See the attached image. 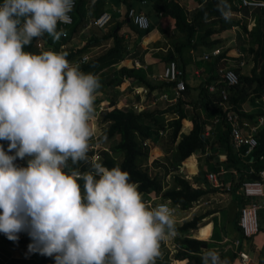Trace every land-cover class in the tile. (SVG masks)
I'll use <instances>...</instances> for the list:
<instances>
[{"label":"clouds","instance_id":"1","mask_svg":"<svg viewBox=\"0 0 264 264\" xmlns=\"http://www.w3.org/2000/svg\"><path fill=\"white\" fill-rule=\"evenodd\" d=\"M73 5L74 0L0 3V140L9 142L8 152L0 146V233L14 242L31 239L28 251L52 257L55 264H155L160 241L175 234L177 207L169 199L144 203L127 171L107 168L96 157L89 160L98 77L71 65L66 53L25 51L45 33L58 41L64 33L57 24L67 22ZM238 54L233 56L237 61ZM137 104L142 105L137 112L144 110L143 103ZM25 157H30L27 167L14 164ZM69 160L90 162L93 171L66 173ZM172 170L185 178L183 161ZM213 190L232 193L225 187ZM193 205L199 206L200 199ZM257 232L242 234L251 239ZM202 264L227 261L208 251Z\"/></svg>","mask_w":264,"mask_h":264},{"label":"trees","instance_id":"2","mask_svg":"<svg viewBox=\"0 0 264 264\" xmlns=\"http://www.w3.org/2000/svg\"><path fill=\"white\" fill-rule=\"evenodd\" d=\"M75 6L72 10L73 21L70 25L65 27H71L76 29V22H74V13L80 11V7L84 3V0H74ZM124 3L125 11L120 14L121 16L115 17L113 13H110V20L104 26L106 27L112 20L114 23L110 25L107 32L98 31V35L93 38V41L104 39L107 37L113 38V45L102 55L98 56L96 60H100L114 54L118 55V58L124 59L128 54L130 44L135 43V38L140 36L145 29H139L129 17V9L132 8L136 12L142 11L134 6L139 2L150 8L151 11H155L160 14L169 15L174 19L175 29L179 32L180 37L172 40L173 49L175 53L170 52L166 58V64L170 61H175L177 66L184 72L183 78L185 80V89L183 90V97L178 99L174 104L165 109H160L158 105L154 108H146L140 112L134 111L132 108H117L114 107L106 113V117L110 120V125L105 132V142L108 144L112 154L103 151L102 159L99 160L105 167L112 168L119 166L122 170L127 171L130 175L131 183L138 185L139 192H155L162 200L169 199L173 206L178 210L188 209L192 207V204L213 192V188L206 180V172H217L219 167H223L225 172L219 175L220 179L225 181L227 175H230V189L233 193V198L237 201V206L240 208L250 203V198H246L243 195H236L235 190L241 186L244 180L251 179V174L248 172V167L251 165L254 171L264 168V125L258 130L257 146L252 150L250 155L246 157L240 156L232 146L229 127L223 117L222 109L216 104L221 99L220 90L222 87H226L229 91V101L241 106L242 103L249 99L254 101L256 97L264 96V7H246L238 6L232 2V0H223L220 6H217L213 2H207L202 8H200L192 21L187 20L185 8L174 0H119ZM241 8H257L259 12H256L252 25L248 29L245 22H242L241 28L248 37V47L246 52L251 55L250 62L252 61V67L249 73L241 71V67L233 66L228 59L237 62V58L229 56L227 54V48L211 62L212 72L204 80L198 82L193 86L186 79V70L184 69L185 63L181 61V54L185 49L190 47L196 48L197 46L204 45L209 51L217 46H220L226 39L222 35H218L211 39V35L220 32L213 28H208L205 31H198L199 20L207 19L210 17L218 18L222 24V30L229 28L232 23L238 22L231 18H225L223 15L228 11H235ZM102 10L94 12V17L99 16ZM146 14V13H145ZM147 16V14H146ZM148 18V16H147ZM92 20V19H91ZM149 20V19H148ZM96 28V25L90 24ZM150 25V22H149ZM129 27L130 32L128 36L122 31L123 27ZM103 27V28H104ZM149 27V26H148ZM99 28V29H103ZM147 29V28H146ZM100 34V35H99ZM45 33L42 37H47ZM37 38H34L30 45L25 46V51L34 52V44ZM80 50L83 49L79 48ZM229 56V57H228ZM210 57L204 60H208ZM220 58H224L221 60ZM181 62V66L180 63ZM230 63V64H228ZM165 64V65H166ZM230 66L235 70L238 75V83L234 86H226L225 82H220L214 92H209L207 84L215 82L219 76L214 72L217 67L226 70ZM117 73L121 77L137 79L138 84H142L147 87L148 92H152L156 89L162 90V92L170 91L175 87V82L157 78L151 80L147 72L142 67L126 66L122 65L118 68ZM119 80V79H118ZM160 102L166 103L164 100ZM161 105V103H160ZM188 105V106H187ZM177 113V117L166 121L163 116V112ZM257 110L252 112H241V117L245 120L254 121ZM214 118H218V122H214ZM188 119L190 129L187 133L180 132L184 121ZM172 128V134H170V142L164 144L163 140H160L164 136L166 129ZM160 131L163 133L160 134ZM168 135V134H167ZM165 135V137L167 136ZM178 137V141H177ZM151 139L159 146H163L164 149L173 148L174 161L177 166L180 162L188 159L193 154H197V159L206 157L203 165L199 162V170L194 176V182L198 183L197 187H193L191 182L185 179L183 176L174 175L172 177L170 185L162 188L157 178L149 176V174L140 168V159L147 154V146L143 144L145 139ZM221 149L224 154L222 160H217L215 163H210L216 154L217 150ZM245 148H242L244 151ZM120 154L121 158H117L116 155ZM262 156V159L259 157ZM207 167L206 168L204 167ZM67 170L78 171L75 164L67 162ZM248 172V173H247ZM226 183V182H225ZM203 185V186H202ZM215 210H208L207 212L195 215L190 220L184 221L182 225L177 229L181 231L182 237L178 240V250L175 254L176 259H185L184 264H202V257L213 245L211 242L199 240L189 237L190 230L198 228V222L208 213ZM238 216L234 221V227L239 230L240 237L245 236L240 231L237 224ZM258 232L264 233V226L258 221ZM27 234V232H25ZM28 235V234H27ZM205 244V248H203ZM239 251V250H237ZM236 250L225 249L219 250L216 253L221 260H226L227 264H242L239 260V256ZM41 262L49 264H55L54 258L43 256ZM37 264H41L38 262Z\"/></svg>","mask_w":264,"mask_h":264},{"label":"crops","instance_id":"3","mask_svg":"<svg viewBox=\"0 0 264 264\" xmlns=\"http://www.w3.org/2000/svg\"><path fill=\"white\" fill-rule=\"evenodd\" d=\"M2 2L3 0H0V3ZM207 2H213L217 6H220L223 0H181L185 8L187 20L192 21L196 12ZM134 7L143 10L147 14L150 25L140 36L135 38V43H133V45L130 44L128 54L124 59H120L118 55L114 54L113 56L96 60L98 56L104 54L113 45V38L107 37L96 41H93V38L98 35L97 32L100 30L103 33L107 32V29L114 21L112 20L103 29L96 28L89 23L94 17V12H98L99 10H102V12H114L113 14H115V17H117V15L121 16L120 14L125 11V6L124 3L119 0H84V3L79 9L80 11L74 13V22L78 24L76 25V29L73 30L71 27H61L57 24V30H62L64 33L58 41H54L53 38L48 35L47 37L37 38L34 44L35 49L33 54H40L42 51L48 50L56 53H66V59L71 65L78 66L79 70L84 73L94 74L100 81V88L94 92V115L89 121L90 127L94 130V135L89 140V152L87 153L89 160L93 157L101 160L103 151L113 155L108 144L105 142L104 136L110 125V120L105 115L112 108H127L134 102L143 103L144 109L154 108L157 105L160 109L168 107V104L160 102L159 100L156 103L154 102L155 104L153 103L154 98H156L162 90L156 89L146 94H137V90L147 87L138 84L137 79L121 77L117 73L118 68L122 65L129 67L134 66L136 68L143 66L151 80L159 78L166 64L168 54L170 52L175 53L172 40L180 37L179 32L175 29V21L169 15L151 11L150 8H146L148 6L139 2ZM256 12H259L257 8H241L235 11H228L225 13L227 17L236 21L238 20V22L232 23V25L225 30L221 29L222 24L219 22L218 18L213 17L199 20L197 28L198 31H205L208 28L220 31L211 35V39L218 35L224 36L226 40L222 42L220 47L223 49L227 48V52L230 56H235L238 52L244 53L245 64L242 66L243 68L244 66H249L252 61L250 62L251 55H248L246 52L248 37L242 30L240 24L245 22L247 27L251 26L252 22H250V20L253 21ZM122 31L125 37H127L130 28L125 26L122 28ZM200 46L203 48L200 49L199 46L196 48L190 47L189 49H185L181 54V61L185 63L186 80L193 86L197 85L199 81L207 78L209 72L213 70L211 62L214 57H210L208 60L202 59V54L209 50L204 45ZM82 47L83 49L80 50L79 48ZM229 62L235 64L232 60ZM179 64L181 66V62ZM195 69H198L200 73L196 74ZM133 89L134 92L132 91ZM163 116L165 119L175 118V116L168 111H164ZM185 121L189 123L188 119ZM187 126V124H183L180 132H183ZM188 131L189 130H187V132ZM170 134H172L171 127L166 129L164 136L161 137L160 140H163L164 144L169 143ZM165 135L167 136L165 137ZM8 143V141L0 140V146H3L6 152H8ZM174 150L175 146L169 149H162L156 142L149 139L147 154L142 157L139 162L140 168L146 171L149 176L157 178L162 188L170 185L171 178L175 173V171L172 170V168L176 166L173 163ZM14 151L15 150L9 154L14 155ZM116 157L120 159L121 155L117 154ZM223 158V154L221 156L217 155L218 161ZM29 159L30 157H25L24 159L17 158L14 164L18 167H27ZM69 162L72 163L71 160H69ZM197 162L194 159H190V157L183 161V165L187 166V173L189 175L195 176L200 167L199 162L204 166L203 163L205 159L199 158ZM75 165L78 172L82 174L93 171L90 162L85 163L81 161ZM64 171L69 174L73 172L65 168ZM230 177V175H227L225 181L230 182ZM78 183L81 185V190L83 192L84 181L79 180ZM193 185L197 187L198 183L194 182ZM140 194L144 203L150 201L154 204L162 200L155 192H140ZM208 195V197H205L208 204L202 209L201 206H196L192 209L195 205L183 210H178L176 208L175 213L172 214L175 234L160 241V255L156 257L155 264H184L186 262L185 259L175 258V254L178 250L177 242L183 236L177 227L182 225L184 221L190 220L195 215L203 214L208 210L215 211L206 214L199 221L200 223H198V225H202L196 231H190V237L213 243L210 248L212 249L211 251L217 252L222 250V248L223 250H239L250 256V264H264V233H257L251 239L241 238L239 230L234 227V221L238 216L239 207L237 206L236 199L233 198V193L215 191ZM213 199L217 203L215 208L212 204ZM199 208L201 212H197ZM18 240L15 242L11 241L3 233H0V264H37L38 262L46 264V262H41L43 260V255H40L38 252L28 251V245L32 242L31 239L19 238ZM236 240H238L239 243H236Z\"/></svg>","mask_w":264,"mask_h":264},{"label":"built area","instance_id":"4","mask_svg":"<svg viewBox=\"0 0 264 264\" xmlns=\"http://www.w3.org/2000/svg\"><path fill=\"white\" fill-rule=\"evenodd\" d=\"M181 4V0H174ZM238 6H246V7H264V0H236ZM75 1L72 10L74 9ZM72 11L68 14L67 22L58 24L61 27L68 26L72 23L73 18L71 15ZM129 17L132 18L133 22L138 26L139 29H146L149 26V20L145 13L142 11L136 12L134 9L130 8ZM110 20V13L102 12L99 16L95 17L94 19L90 20V24H94L97 27L103 28ZM252 22V20H250ZM219 48H214L210 53H205L203 55L204 59H207L210 54L217 56L220 54ZM238 56L240 57L237 62H235L236 67H241L245 64L244 62V54L239 53ZM223 60L224 58H220ZM138 64V62L136 61ZM223 70L222 68L217 67L215 69V73L219 78L213 82L207 84V89L209 92H214L217 88V85L220 82H225L226 86H234L238 83V75L235 70L230 67ZM195 73L198 74L200 71L195 69ZM184 72L181 68L177 66L175 61H170L166 64L159 75V78L174 81L175 87L172 88L170 91H165L159 93V95L154 98L153 103L157 102L158 100H164L167 102V106L174 104L178 99L183 97V90L185 89V80L183 78ZM138 93L146 94L148 93L147 88H143L141 90H137ZM221 99L216 102V104L222 109L223 117L227 122L230 132V138L232 142V146L235 151L242 157H246L250 155L252 150L257 146V133L258 130L264 125V96L257 97L254 102L258 105L254 106V109L257 110V114L254 118V121H248L241 117V112H249L246 111L244 108L235 107L232 102H229L228 99V91L226 87H222L219 91ZM142 105L134 103L132 105L135 109H141ZM188 106V105H187ZM141 107V108H139ZM171 114L177 117V113L172 111ZM171 120L170 118H166V121ZM214 122H218V118H214ZM163 132L160 131V134ZM147 140L143 141V144H146ZM242 148H245L242 151ZM262 159V156L259 157ZM225 170L223 167H219L217 172H206L205 177L208 181L209 185L212 188L220 189L225 187L228 191H230V185L225 183L224 180L220 179L219 175L224 173ZM248 172L256 173L257 179H248L244 180L235 190V194L243 195L246 198H250V203L240 209L239 214V221L238 225L241 228L243 234L246 237H250L254 235L258 231V217L257 212L259 209L264 208V169H259L257 172L253 170V167L249 165ZM164 204V203H162ZM169 207V205H168ZM172 212L174 211L173 208H170ZM238 241H236L237 243ZM240 261L242 264H249L251 258L245 254L240 252Z\"/></svg>","mask_w":264,"mask_h":264},{"label":"rangeland","instance_id":"5","mask_svg":"<svg viewBox=\"0 0 264 264\" xmlns=\"http://www.w3.org/2000/svg\"><path fill=\"white\" fill-rule=\"evenodd\" d=\"M199 48L200 49H202L203 47L202 46H199ZM206 49V48H205ZM223 49V48H222ZM224 50V49H223ZM229 64V63H228ZM250 65H251V63H250ZM249 65V66H250ZM249 66H244L243 68L241 67V71L242 72H244V73H248L249 72ZM251 67V66H250ZM256 105H258V104H256L254 101H251V100H249V99H247V100H245L243 103H242V108H244L246 111H249V112H252V111H254V106H256ZM128 107H131V108H133L132 107V105H129ZM142 107V106H141ZM141 107H139V108H141ZM124 109V108H123ZM136 112L138 111V109H135V108H133ZM188 125V124H187ZM190 129V126L188 125L186 128H185V130L183 131L184 133H186L187 132V130H189ZM158 145V144H157ZM160 145V144H159ZM161 148L162 149H164V147L163 146H161ZM223 154V152L221 151V149H218L217 150V155H219V156H221ZM214 155V157L212 158V160L211 161H209L210 163H215V162H217V157L215 156L216 154H213ZM223 156H224V154H223ZM198 158H200V157H198ZM204 159H206V157H203ZM190 159H194V160H196V162H197V154L195 153V154H193L191 157H190ZM197 167H198V162H197ZM207 167L208 166H206L205 168H206V170H207ZM184 168L186 169L185 170V172L182 174V175H184L185 176V178H187L191 183H194V175H189V174H186V172H187V166L186 165H184ZM172 180V179H171ZM171 183V182H170ZM204 201H206V199L205 198H201L200 199V205L199 206H201V209L203 208V207H205V206H207V204H204V203H202V202H204ZM212 204H213V206H214V208L217 206V203H216V201H214V199L212 200ZM194 207H196V206H193V208L192 209H194ZM201 209L199 208L198 209V211L197 212H201ZM195 214V213H194ZM198 214V213H197ZM257 215H258V221H259V223L260 224H263V226H264V208H261V209H259L258 210V212H257ZM198 223H200V222H198ZM196 231V230H195ZM204 235H206V234H204ZM194 236V235H193ZM207 236V235H206ZM211 237H212V235H211ZM210 238V237H209Z\"/></svg>","mask_w":264,"mask_h":264},{"label":"water","instance_id":"6","mask_svg":"<svg viewBox=\"0 0 264 264\" xmlns=\"http://www.w3.org/2000/svg\"><path fill=\"white\" fill-rule=\"evenodd\" d=\"M251 178H252V179H257V176H255V175H251ZM203 247H205V244H203Z\"/></svg>","mask_w":264,"mask_h":264},{"label":"bare ground","instance_id":"7","mask_svg":"<svg viewBox=\"0 0 264 264\" xmlns=\"http://www.w3.org/2000/svg\"><path fill=\"white\" fill-rule=\"evenodd\" d=\"M184 124H188V122L187 121H184ZM195 237V236H194Z\"/></svg>","mask_w":264,"mask_h":264}]
</instances>
